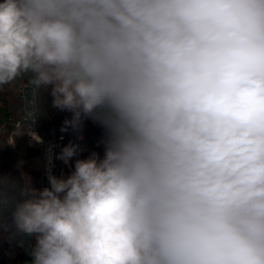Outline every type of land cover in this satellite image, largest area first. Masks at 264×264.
<instances>
[{
	"label": "clouds",
	"instance_id": "clouds-1",
	"mask_svg": "<svg viewBox=\"0 0 264 264\" xmlns=\"http://www.w3.org/2000/svg\"><path fill=\"white\" fill-rule=\"evenodd\" d=\"M26 74L106 132L46 187L0 177L31 264H264V0H0V87Z\"/></svg>",
	"mask_w": 264,
	"mask_h": 264
},
{
	"label": "trees",
	"instance_id": "trees-1",
	"mask_svg": "<svg viewBox=\"0 0 264 264\" xmlns=\"http://www.w3.org/2000/svg\"><path fill=\"white\" fill-rule=\"evenodd\" d=\"M31 74H26L16 81L0 87V177H6L11 182L23 185L20 179L18 168L16 167L12 155L11 148L8 147V140L13 130L7 122H17L20 119V101L18 99V87L29 84ZM37 105L39 110V123L43 128H54L56 131L62 132L61 128L66 119L71 118V113L60 111L52 107V97L50 88L45 91L41 89L37 93ZM84 136L85 148L82 149L81 142L77 140L78 133ZM65 144L76 143L82 149L75 159L87 158L92 152H97L103 156L104 140L106 138L105 129L92 119H85L80 130L73 131L71 128L66 132ZM23 138H15V147L23 146ZM31 183L36 188H42V174L39 171H33ZM15 229L11 223L10 212L5 211L2 219H0V264H18L19 259L23 256V242L19 241L18 236L14 234ZM29 241L35 244V238L30 237Z\"/></svg>",
	"mask_w": 264,
	"mask_h": 264
},
{
	"label": "built area",
	"instance_id": "built-area-1",
	"mask_svg": "<svg viewBox=\"0 0 264 264\" xmlns=\"http://www.w3.org/2000/svg\"><path fill=\"white\" fill-rule=\"evenodd\" d=\"M35 98L34 106L29 105V102ZM18 99L20 101V119L17 122H12L10 119L7 121L9 125L12 127V134L8 140V147L11 149H15V138L21 137L23 138V146H27V149L35 148L36 145H40L42 147V166L43 173L42 178L45 181V187L48 186L47 175L48 172L51 171L53 175L57 177H67L71 171V164L65 165L61 160L57 159L58 154L61 149L66 146L65 144V135L62 132L56 131L54 128L46 129L43 128L39 123V110L37 105V95L34 97L33 89L30 84L22 85L18 87ZM29 107L30 110L34 112L35 123L32 124L31 121H27V124H30L33 130L43 139V143H36L31 139L27 134L19 135L17 129L20 127L23 116L25 115V108ZM77 140L81 142V147L84 149L85 142L84 136L81 132L77 135ZM26 149V150H27ZM39 150V149H38ZM40 154V150H39Z\"/></svg>",
	"mask_w": 264,
	"mask_h": 264
},
{
	"label": "rangeland",
	"instance_id": "rangeland-1",
	"mask_svg": "<svg viewBox=\"0 0 264 264\" xmlns=\"http://www.w3.org/2000/svg\"><path fill=\"white\" fill-rule=\"evenodd\" d=\"M35 148L40 150V154L38 157L29 160L25 159L27 146H21L20 148L12 150L14 163L18 168L22 184L27 178H30L31 180V176L34 174L33 171H39L41 174L43 173L42 147L40 145H36ZM17 236L19 241L23 242V256L19 259L18 264H31L32 258L30 256V251L33 244L29 241L30 237L22 235Z\"/></svg>",
	"mask_w": 264,
	"mask_h": 264
},
{
	"label": "water",
	"instance_id": "water-1",
	"mask_svg": "<svg viewBox=\"0 0 264 264\" xmlns=\"http://www.w3.org/2000/svg\"><path fill=\"white\" fill-rule=\"evenodd\" d=\"M39 156V150L38 149H33V148H29L26 150V155H25V159L29 160L32 158H36ZM45 187V181L42 178V188Z\"/></svg>",
	"mask_w": 264,
	"mask_h": 264
}]
</instances>
